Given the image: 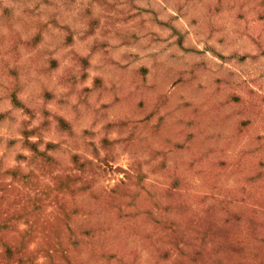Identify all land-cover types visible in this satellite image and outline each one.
I'll list each match as a JSON object with an SVG mask.
<instances>
[{
	"label": "rangeland",
	"instance_id": "374dc122",
	"mask_svg": "<svg viewBox=\"0 0 264 264\" xmlns=\"http://www.w3.org/2000/svg\"><path fill=\"white\" fill-rule=\"evenodd\" d=\"M0 264H264V0H0Z\"/></svg>",
	"mask_w": 264,
	"mask_h": 264
}]
</instances>
